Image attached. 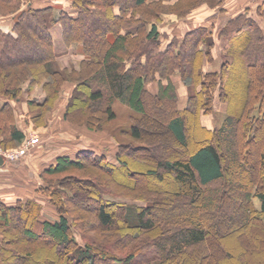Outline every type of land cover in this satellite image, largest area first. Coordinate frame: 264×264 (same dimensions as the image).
Masks as SVG:
<instances>
[{
    "label": "trees",
    "instance_id": "trees-1",
    "mask_svg": "<svg viewBox=\"0 0 264 264\" xmlns=\"http://www.w3.org/2000/svg\"><path fill=\"white\" fill-rule=\"evenodd\" d=\"M2 1L13 8L22 1L28 2L16 12L12 26L16 34L0 30V95L5 100L0 106V113L10 114L11 100L17 99L21 92L19 83L22 82L24 73L35 81L45 75L54 80L62 71L51 69L52 60L58 55V40L68 42L70 35L67 37L66 29L62 30V35H56L52 32L55 26L52 27L51 23L60 21L63 25L70 24L71 35L76 37L80 32V18L83 15H95L97 10L93 8V0H82L83 3L68 0L76 13L71 15L72 11L74 13L73 9L60 7L58 19L53 16L50 22L47 12L53 8L51 4L33 5V0ZM97 1L99 0L94 2ZM110 1L104 0L106 7L101 11L106 24H103L102 30H94L99 35L96 45L90 42L89 35L80 37V68H63L74 84L67 105L70 108L66 112L73 110L75 105L81 107L82 102L78 96L82 94L89 103L96 104L105 99L106 105L102 111L109 120L114 117L112 101L117 99L139 114L152 116L153 119L150 120L144 116L141 121L155 124L160 133L168 134L173 142L186 149L189 147L186 131L188 121L196 120L201 129L193 137L196 143L193 151L187 154L172 152L168 158L158 161L156 168L145 172L159 180H162L164 173L172 178V183L159 182L157 186H150L154 196L162 198L163 194H170L178 198L186 195L189 202L193 203L192 209L176 216L177 211H165L156 206L151 196L149 202L142 205L133 208L127 206L123 222L127 225L126 228H131L133 235L130 233V236L135 240L124 256L98 249L86 242L79 245L72 235L71 223L63 208L55 219H49L40 216L39 211L33 207L29 209L19 203H0V219L7 226L9 219L15 214L19 215V220L24 214L23 225L18 227L20 232L31 241L43 237L45 242H54L56 247H62L65 257L61 264H264V252L256 255V261H252L255 259L252 258L250 262L246 257L245 263H242L240 258L243 253L238 244L233 243L235 239L239 240L243 229L249 226H257L264 236V134L256 146L252 147V140L264 128V35L256 27L258 39L262 41H256V46L249 51V44L254 41V33L250 28L253 25L252 19L239 14L230 18L227 26L222 27V33L229 34L228 36L243 31L242 42L236 46L239 48L241 44L244 45L240 52H244L246 56L245 65L249 68L251 80L246 85L247 93L235 115L227 114L216 128L210 129L201 123V112L211 111L217 96L216 90L219 97L223 98L229 94V89L224 87L223 90L221 83L225 62L219 69L205 71L201 68V54L209 53L207 49H203V52L198 48L206 28L196 27L178 39L171 37L162 46V34L156 22L147 18L151 16L157 19L158 7L148 6V2L156 1L158 3L155 4H159L160 0H115L113 4ZM114 4H117L118 11L112 8ZM138 9L140 13L137 14ZM148 22L150 25L146 27ZM228 36L226 38L229 42L235 41L236 36L231 39ZM30 46H34L37 55L39 54L34 61L26 58ZM194 58L198 61L197 64L195 62L196 66L187 67ZM32 63H38L41 67L27 65ZM182 66L188 68L186 73ZM178 68L183 71L182 78L185 76L182 84L191 88V91H186L185 102L180 106L171 79L172 73ZM194 68L197 70L196 77L189 80L187 75L191 77ZM255 78L260 82L259 89L255 85ZM194 81L197 88L192 91ZM58 82L57 85L60 84ZM150 84L154 85L153 91L148 88ZM45 101H48L47 95L42 102L28 99L27 103L38 106ZM160 103L162 107L158 106ZM150 105L157 108L159 114L151 112ZM165 109H169L170 113L164 115L162 111ZM96 118V114L91 118L88 116L85 123L91 126ZM130 128V138L139 143L133 149L137 151L140 146L145 147L141 145L143 133L139 127L133 124ZM9 136L19 142L23 132L14 128ZM121 153H116L118 164L103 159V156L95 157L94 151L89 148L79 149L74 156L58 154L54 163L47 165L43 173L55 174L68 169H81L85 164L83 160L87 159V163L111 173L118 183L135 187V184L127 181L128 178L132 173L144 172L133 168ZM246 158L255 162L254 172L244 166ZM247 170H250L248 174ZM226 181L243 187L242 195H238L242 197L237 200V208L227 202L232 191L226 188ZM86 196L87 199L94 198L97 203L94 211L99 224L105 229L115 227L114 212L120 209V205L92 193ZM253 198L258 199L259 206H256ZM236 221L240 226L234 224ZM5 234L4 230H0V239L1 236L4 237L1 240L0 256L7 253L6 245H3V241L8 239ZM146 234L152 235L150 241H147L150 238ZM145 242L148 244L144 250L142 247ZM231 242L233 245L230 246ZM31 257L33 260L29 261L30 264H58L57 257L51 251Z\"/></svg>",
    "mask_w": 264,
    "mask_h": 264
},
{
    "label": "rangeland",
    "instance_id": "rangeland-1",
    "mask_svg": "<svg viewBox=\"0 0 264 264\" xmlns=\"http://www.w3.org/2000/svg\"><path fill=\"white\" fill-rule=\"evenodd\" d=\"M77 1L80 3L82 0ZM94 1L96 0H93L92 5L93 8H96L97 13L95 15H83L80 18V32L76 37L71 35L70 24L63 25L60 21L51 23L52 27L55 26V28H52V32L56 35H62V30L65 29L67 37L70 35L68 42H65L66 44L62 43L60 39L58 40V55L57 58L52 60L51 69L62 70L58 74V78L56 75L53 80L45 75L33 81L30 75L26 76V73H24L23 80L19 83L21 92L17 99L13 98L11 100V113H0V155L3 157V152L12 156V159H4L2 165H13V168L10 167L8 170L14 182L10 183V185L13 184L12 187L7 183V187L4 186L2 192L0 191V196H2V193L3 196L7 195V199L9 196L12 205L19 203L24 208L31 209L33 207L39 211L40 216L49 219H55L59 214V210L63 208L71 223L72 235L79 245L86 242L98 249H106L110 253L124 256L130 251L129 247L133 245L132 242L135 240L130 236L133 231L130 230L131 228H126L127 225L123 222L127 206L133 208L142 205L149 202L151 196L150 198L154 200L156 206L163 208L165 211H177L176 216L186 214L192 209L193 203L189 202L190 199L186 195L178 198H174L170 194H163L162 198L161 196H154L150 186H157L156 184L159 182L172 183V178L169 174L164 173L162 180H159L154 175L145 172L156 168V163L168 158L172 152L181 154L192 152L196 144L193 137L201 128L197 125L196 120L188 121L186 131L189 147L186 149L173 142L168 134L160 133L155 124L141 121V118L145 115L133 111L117 99L112 101L111 107L114 117L109 120L106 119V115L102 111L106 105L105 99L96 104L89 103L86 99L84 100L82 94L76 95V100L80 99L82 102L81 107L75 105L73 110L66 112V109L70 108V105L68 108L67 105L69 96L73 93L74 84L70 82L63 68H80L82 58L80 37L89 35L90 42L96 45V39L99 35L95 34L94 30L95 28L96 30H102L103 24H106L101 12L105 10L106 3H104V0ZM114 1L111 0L110 4H113ZM32 2L33 5H53V8L47 12L50 22L53 16L58 19L60 7L73 9L72 6L70 7L68 0H33ZM155 3L158 2H148V6L151 5L153 8L157 6L159 16L157 15V19L151 16L147 18L156 22L162 34V46L171 37L178 39L183 37V34L189 30L196 27H205L206 32L203 33L205 36L201 38V43H198V48L202 51L207 49L209 53L203 51L204 53L201 54L203 59L201 68L205 71L215 70L219 69L223 62L226 64L223 66L224 74L221 83L223 90L224 87L229 89V94L220 98L216 90L215 94L217 96H215L211 111L208 113L201 112L200 118L204 126L210 129L216 128L227 114L235 115L241 107L247 93L246 85L251 80V73L249 74V68L245 65L246 56L244 52H240L244 45L241 44L239 48L236 46L242 42L243 31L241 30L236 34L231 33L228 36L229 34H223L221 29L227 26L230 18H234L239 14L252 19L253 25L250 28L254 33V41L251 40L252 42L249 44V51H252L256 46V41L258 43L262 41L258 39L259 34L255 30L256 27L260 31L259 33L264 35V0H160L159 4ZM27 4V1H22L13 8L0 0V30L15 35L16 32L12 26L17 16L16 12ZM112 8L118 11L117 4L112 5ZM139 11L140 9L136 13H140ZM71 13L73 15L76 12L74 10V13L73 11ZM143 17H145V14ZM146 24V27L150 25L149 22ZM227 36L228 39H231L232 36H236V39H238L229 42ZM29 39L30 36L28 41ZM28 51L26 57L28 60L34 61L38 58L39 54L37 55L38 52H36L34 46H30ZM195 62L198 63L196 58L187 67L196 66ZM27 65L41 67L38 63ZM195 68L191 77L187 75L189 80L196 77L197 70ZM182 69L185 73L188 70L185 66H182ZM182 69H176L171 75L179 106L185 102L186 91H191V88H187L182 84L185 80V76L182 78ZM58 81L60 82L59 85L56 83ZM255 81V85L259 89L260 82L257 79ZM195 82L192 91L197 88ZM148 88L153 91L154 85L150 84ZM46 95L48 101L43 102L41 105L31 106L27 103L28 99L42 102ZM2 97L0 95V100H2ZM165 104L167 107V100ZM150 106L152 107V105ZM158 106L162 107V104L160 103ZM157 111V108H151V112L154 114H159ZM162 112L164 115L170 113L169 109ZM94 114L98 117L96 121H93L91 126L86 124V118L88 116L91 118ZM146 116L148 120L153 119L152 116ZM99 118L100 120H98ZM133 124H136L143 133L141 145L145 146H140L137 151L133 148L138 142L133 141L129 134L130 127ZM14 128L23 132V137L19 142L12 140L9 136ZM263 134L264 128L262 127L258 135L252 140V147L256 146ZM34 137L38 138V141L31 143L30 141ZM88 148L94 151L95 157L103 156V159L114 164H118L116 153L121 151L122 157L126 158L133 168L144 173H132L128 178L127 181L135 184V187L118 183L112 178L111 173L106 172L101 167L87 163V159L83 160L85 164L81 169H68L55 174L43 173L47 165L54 163L56 154L64 153L74 156L79 149ZM252 162L253 159L251 158H246L244 161V166L251 171L256 170L254 167L255 162ZM249 171L247 170V174ZM20 179H22V183L18 181ZM226 188L232 191L227 202L231 206L233 205L232 207L237 208V200L242 197L238 195H242L243 187L237 183H227L226 181ZM89 193L120 205V209H116L114 212L115 227L105 229L99 224L94 211L97 203L94 198H86ZM253 200L256 206H259L258 199L253 198ZM58 202L59 204H57ZM0 203L4 202L1 201ZM19 212L21 215L23 214L22 211L19 210ZM201 212L203 214L204 210L202 209ZM236 212L238 213L239 209ZM18 216V214H15L13 218H10L7 226L0 219V230H4L6 233L5 238H8L3 241L7 253L0 256V264H30L29 261L33 260L31 255L47 253L48 251H51L57 257V263L61 264L62 259L65 257V251L62 247H56L54 242H45L43 237L34 241L25 238L18 228L23 225L22 220L25 216L23 214L20 220ZM234 224L239 225L240 223L236 221ZM150 235L146 234V237L150 238L147 241L152 239V235ZM3 238L1 236L0 245ZM235 242L240 247L241 253H243L241 254L243 257L240 258L242 263H245L244 258L247 257L248 261L251 262L252 258L264 252V236L257 226H249V228L243 229L239 240L235 239L233 243ZM233 243L231 242L229 245H233ZM143 244L142 248L145 250L148 243ZM252 261H256V258ZM204 262L206 261L204 260ZM200 263L204 264L203 262ZM94 264H101V262Z\"/></svg>",
    "mask_w": 264,
    "mask_h": 264
},
{
    "label": "crops",
    "instance_id": "crops-1",
    "mask_svg": "<svg viewBox=\"0 0 264 264\" xmlns=\"http://www.w3.org/2000/svg\"><path fill=\"white\" fill-rule=\"evenodd\" d=\"M2 99V98H1ZM5 100L2 99L0 100V106L3 104ZM57 155V154H56ZM13 165H0V191L2 192V188L4 186L7 187V183L10 185V183H14L12 180H13V177L12 175H10V171L8 170V168L12 167ZM13 168V167H12ZM20 183H22V179L18 180ZM13 184H11L10 186L12 187ZM4 194L2 193V196H0V202L3 201L4 203H8V204H12L10 201V197L8 196V199H7V195L3 196ZM2 197V198H1Z\"/></svg>",
    "mask_w": 264,
    "mask_h": 264
},
{
    "label": "built area",
    "instance_id": "built-area-1",
    "mask_svg": "<svg viewBox=\"0 0 264 264\" xmlns=\"http://www.w3.org/2000/svg\"><path fill=\"white\" fill-rule=\"evenodd\" d=\"M37 141H38V138L34 137V138L31 139L30 142H31V143H35V142H37ZM22 151H23V149H22ZM2 154H3V159H8V158H9V159H12V156H9V155H7V154H5V153H3V152H2ZM4 154H5V155H4Z\"/></svg>",
    "mask_w": 264,
    "mask_h": 264
},
{
    "label": "water",
    "instance_id": "water-1",
    "mask_svg": "<svg viewBox=\"0 0 264 264\" xmlns=\"http://www.w3.org/2000/svg\"><path fill=\"white\" fill-rule=\"evenodd\" d=\"M3 162H4V159H3V157L0 155V165H2Z\"/></svg>",
    "mask_w": 264,
    "mask_h": 264
}]
</instances>
